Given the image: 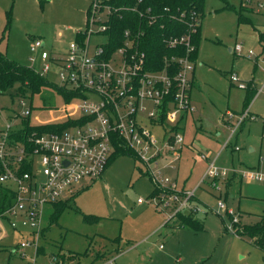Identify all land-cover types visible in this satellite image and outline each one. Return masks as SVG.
Returning <instances> with one entry per match:
<instances>
[{"label":"rangeland","instance_id":"1","mask_svg":"<svg viewBox=\"0 0 264 264\" xmlns=\"http://www.w3.org/2000/svg\"><path fill=\"white\" fill-rule=\"evenodd\" d=\"M91 1L0 0V51L7 58L38 70L41 61L29 59L32 40L41 38L47 49L63 52L74 32L84 29ZM240 2L204 0L194 70L197 82L190 100L193 110L183 117L179 130L186 144H191L193 138L194 148L182 145L177 157L167 154L158 159L162 176L193 189L203 203L198 213L203 229L163 225L169 211L156 208L149 196L150 170L140 158L118 154L100 176L85 177L63 194V199L72 195L70 207L59 213L56 222L50 223L52 207L45 206L39 252L31 245L21 252L14 251L19 242L31 238L30 228L18 225L15 230L8 222L11 216L0 217V264H89L97 252L115 255L116 264H264L261 249L247 236L231 233L241 223H252L264 214V178L240 177L231 170L249 168L264 177V91L249 102L255 118L245 121L231 139V145L238 149L228 145L216 158V165L227 169L226 175L219 176L216 183L207 177L201 179L207 162L198 156L199 152H210V158L216 155L228 132L226 123L235 121L226 116V110L239 114L248 81L252 80L257 89L264 81V50L257 38L260 31L254 30L264 28V0H242L247 8L243 12L251 23L238 24L235 10ZM99 39L100 36H91V47ZM236 43L240 44L238 53L229 50ZM230 75L236 79L231 80ZM47 78L57 82L51 74ZM13 90L0 93V130L7 125L11 129L20 126L26 109L30 110L32 124L65 119L64 100L51 87L25 97L11 96ZM76 102L72 99V113H77ZM145 108L148 110L151 105L146 103ZM152 131L159 141L162 128L154 127ZM151 151L148 149L145 156ZM137 198L143 201L138 202ZM218 199L233 214L218 207ZM83 213L99 219L86 222ZM117 236L119 239H114ZM70 253L79 255L69 257Z\"/></svg>","mask_w":264,"mask_h":264},{"label":"built area","instance_id":"2","mask_svg":"<svg viewBox=\"0 0 264 264\" xmlns=\"http://www.w3.org/2000/svg\"><path fill=\"white\" fill-rule=\"evenodd\" d=\"M125 9L137 12L148 25L158 17L149 7ZM116 15L121 16L120 9L112 6L110 0H92L84 29L74 32L63 52L47 49L41 38H34L30 44L29 59L32 62L39 59L41 66L38 70L29 66L40 75H53L58 86L72 90L75 96L64 101L63 121L33 124H54L52 129L33 128L25 133L24 140H16L8 125L0 130V183L13 189L16 195L15 202L1 217L11 216L8 222L15 230L18 225L30 228L31 238L19 242L13 249L16 252L27 245L37 249L45 206L63 199V194L81 179L100 176L120 143L127 145L146 164L154 182L161 187L150 197L156 208L169 211L167 221L178 212L198 214L202 210V205L194 200V190L179 188L170 182L161 175L158 163L163 155L178 156L182 145L194 148L192 142H184L180 129L172 127L180 125L183 116L193 110L190 87L195 60L191 54L195 50L193 35L200 18L188 21L184 33L163 38L168 48L180 47L184 52L165 56L161 68H152L140 45L145 31L130 25L118 31L113 18ZM91 36H100L92 47ZM233 50L238 53L240 44H234ZM230 79L235 80V75H230ZM259 91H264V81L255 88V96ZM72 99L77 100L74 105L77 113L70 110ZM20 103L23 105L24 101ZM146 103L151 105L148 110ZM29 111L26 109L24 116ZM225 114L235 121L226 123L228 132L220 149L231 143L245 121L255 118L249 104L237 115L231 110ZM154 127L163 130L159 141L152 134ZM148 149L152 151L145 156ZM234 149L238 146L234 145ZM198 156L207 162L201 179L207 177L212 181L226 175L227 169L215 164L216 156L209 158L204 152ZM231 170L240 177L264 178L249 168ZM137 201L143 199L137 198ZM217 205L233 214L222 200L218 199ZM96 264H114V256Z\"/></svg>","mask_w":264,"mask_h":264},{"label":"trees","instance_id":"3","mask_svg":"<svg viewBox=\"0 0 264 264\" xmlns=\"http://www.w3.org/2000/svg\"><path fill=\"white\" fill-rule=\"evenodd\" d=\"M112 6L120 9L121 16L113 17L115 24L117 25L118 31L124 27L130 25L131 28H142L145 34L141 35V46L147 53V64L152 68H161L163 66L164 57H170L171 55H182L184 52L183 48H168L163 41L164 37L169 35H179L187 30V22L191 21L194 17H199L201 19L203 15V4L204 0H110ZM228 5V3H226ZM129 7H137L138 9L144 10L149 7L153 13L158 17L155 22L148 25L145 20L139 16L137 12L127 11ZM247 9L243 6L242 0L239 4L238 9H236L237 23H251L250 18L244 14L243 10ZM181 18L182 20H180ZM140 26V27H139ZM257 32L258 42H260L262 49L264 50V28L263 30H258L254 27ZM117 35V33H116ZM200 41V20L197 26V30L193 35V43L195 45V50L191 54V59L195 60L197 56V47ZM252 80L248 81L245 87V95L243 98V108L246 107L255 95V87L252 86ZM51 87L57 94H59L64 101H68L75 96V92L72 90L58 86L53 81L49 80L47 76L40 75L32 67L25 64H20L6 57V55L0 51V93H6L14 88L13 92L10 93L11 96H32L38 94L44 88ZM30 108V107H29ZM182 121L180 125L173 126V130H181ZM54 124L45 125H33L30 123L29 116L23 115L21 117V125L15 128H10L11 135L16 140H24L26 134L29 133L33 128H38V131L42 129H52ZM232 149L234 145L229 144ZM237 150V149H234ZM118 154H129L134 158L138 156L124 143L118 144L116 150L111 154L109 162ZM149 178L152 181V189L149 196H153L158 193L161 188L157 185L153 177L150 175ZM218 178V177H217ZM217 178H213L214 183L217 182ZM211 181V182H212ZM70 195L65 199H58L48 206L52 207V213L49 217L50 223L56 222L59 213L70 207ZM16 199V195L13 189L4 183H0V217L3 212L6 211ZM194 200L202 205L201 200L194 196ZM232 216V215H231ZM83 220L86 222H94L99 219V216L94 214H82ZM165 226L171 227H185L192 229L194 231H200L204 227L203 219L198 216V214L193 213H182L178 212L172 219L170 223L165 221ZM44 228L41 227L40 235L43 233ZM231 233L238 236H247L251 243L261 249L264 252V214H262L258 220L252 223H241L240 228L234 229ZM114 239H119L117 236ZM40 251L38 246L36 252ZM117 251V250H116ZM111 253H100L97 252L95 255L94 263L98 261L109 258L113 255ZM79 253H70L69 257H78ZM55 261L61 263L56 256ZM68 258V256H66Z\"/></svg>","mask_w":264,"mask_h":264},{"label":"crops","instance_id":"4","mask_svg":"<svg viewBox=\"0 0 264 264\" xmlns=\"http://www.w3.org/2000/svg\"><path fill=\"white\" fill-rule=\"evenodd\" d=\"M64 49H65V48H64ZM229 50H233V47H232V48H229ZM233 51H234V50H233ZM247 52H248V51H247ZM247 55H248V54H247ZM196 59H197V57H196ZM196 59H195V63H196ZM194 70H195V64H194L193 71H192V73H191L190 100H191V94H192V87H193V86L195 85V83L197 82V81H196L195 74H194ZM252 82H253V81H252ZM253 84H254V82H253ZM254 97H255V95H254ZM254 97L252 98V100L254 99ZM191 101H192V100H191ZM186 114H187V113H186ZM186 114H185V115H186ZM185 115H184V116H185ZM184 116H183V117H184ZM183 120H184V119H183ZM183 120H182V121H183ZM244 123H245V122H244ZM244 123H243V124H244ZM243 124H242V125H243ZM242 125H241V126H242ZM241 126H240V127H241ZM240 127H239V128H240ZM216 133H218V132L216 131ZM216 133H215V136H217ZM235 134H236V133H235ZM235 134H234V135H235ZM226 135H227V134H226ZM226 135H225V137H226ZM225 137L223 138V141H224ZM211 139H212V138H211ZM213 140H215V138H214ZM192 141H193V138H191V141H190V142H192ZM234 143H235V141H234ZM235 144H236V143H235ZM221 145H222V144H221ZM221 145L219 146V148H218V150H217V153H216L217 155H215L216 158H217V156L219 155V153H220L223 149H225V148L220 149V148H221ZM233 145H234V144H233ZM187 149H188V148H187ZM208 155H209V158H210V157H211L210 152L208 153ZM171 156H173V155H171ZM215 156H214V157H215ZM174 157H177V156H174ZM216 158H215V161H216ZM169 164H171V163L169 162ZM215 164H216V163H215ZM172 166H174V167H175V166L178 167V164H176V165H175V164H172ZM203 172H204V170H203ZM202 175H203V174H202ZM176 184H177V183H176ZM183 184H184V183H183ZM177 186H178L179 188H185V189H188V188L185 187L184 185H178V184H177ZM165 221H167V220H165ZM165 221L163 222V225H164ZM171 221H172V220H168V223H170ZM119 253H120V252H119ZM119 253H117V255H118ZM115 257H116V256L114 255V264H116V262H115ZM177 259H178V258H176V260H177ZM98 262H99V261H98Z\"/></svg>","mask_w":264,"mask_h":264}]
</instances>
